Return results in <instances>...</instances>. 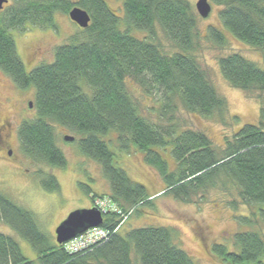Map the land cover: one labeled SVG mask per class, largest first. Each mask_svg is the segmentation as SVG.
Returning <instances> with one entry per match:
<instances>
[{
  "label": "trees",
  "instance_id": "obj_1",
  "mask_svg": "<svg viewBox=\"0 0 264 264\" xmlns=\"http://www.w3.org/2000/svg\"><path fill=\"white\" fill-rule=\"evenodd\" d=\"M208 1L218 8L223 31L209 29V40L222 45L227 33L258 51L264 63V0ZM73 8L89 15L88 28L57 47L52 63L26 71L11 34L33 27L53 31L56 14L68 15ZM133 31L144 36L134 37ZM158 31L171 53L164 50ZM197 40V14L188 0H124L122 18L104 0H11L0 11V71L18 89L34 91L36 118L19 126L20 150L32 163L64 169L66 158L56 144L55 129L73 133L79 153L99 166L109 194L80 187L92 203L107 199L115 209L103 215L104 240L68 252L39 230L32 214L0 194V222L36 256L25 258L12 237L0 234V264H193L170 228L145 227L124 235L120 229L160 196L191 203L218 185L235 187L239 203L249 210L240 223L251 227L264 222V69L238 53L218 59L229 86L259 102L260 121L244 125L225 138L222 148H215L203 132L177 117L184 111L223 126L229 119L238 121L229 116L226 101L195 59ZM129 82L146 96L158 95L159 108L151 109L158 114L156 121L142 117L128 92ZM131 147L158 171L165 184L162 192L149 195L118 167L112 149L128 152ZM166 150L176 165L170 172L159 153ZM38 177L44 191L59 192L54 176L39 172ZM232 249L215 245L212 252L225 264H264L259 232L235 234Z\"/></svg>",
  "mask_w": 264,
  "mask_h": 264
},
{
  "label": "rangeland",
  "instance_id": "obj_2",
  "mask_svg": "<svg viewBox=\"0 0 264 264\" xmlns=\"http://www.w3.org/2000/svg\"><path fill=\"white\" fill-rule=\"evenodd\" d=\"M68 1L76 2V0ZM188 1L194 8L198 0ZM104 2L117 16L123 17L124 0H104ZM7 4L10 5L11 0H8ZM54 21L56 27L53 31L33 27L32 30L26 28L22 32L12 33L19 51L25 54L27 50L33 51L34 47H38L39 50L44 49L40 63L50 64L53 62L57 47L66 44L70 38L81 36L82 29L72 23L68 15L58 13ZM211 28L223 32L218 18V8L212 4L208 18L201 19L197 15L198 40L193 55L217 94L226 101L229 116L237 117L238 121L229 119L228 125L223 126L215 120L190 115L184 111H180L177 117L185 126L203 132L213 147L222 148L225 138L234 135L244 125H258L260 104L257 100L248 98L242 91L229 86L220 74L218 59L238 53L261 69H264V63L263 56L258 51L238 42L227 33H224L222 45L213 43L208 38V30ZM131 34L137 38L144 36V33L137 31ZM158 35L164 50L171 53L172 48L159 31ZM127 87L130 96L138 104L142 117L152 122L156 121L158 114L151 109L159 108L158 95L155 93L146 96L132 82H129ZM29 103L32 104L31 108ZM35 118L33 89L24 91L18 89L0 71V127L4 126V123L9 125V128L0 132V194L32 214L39 230L55 242L54 230L69 213L90 209L93 206L90 197L86 195L80 184L89 187L93 194L97 195L109 194V187L101 176L99 166L79 153L78 137L59 127L55 129L56 144L66 158L65 168L51 169L43 164L32 163L20 150L17 130L21 123ZM64 137H72L74 141L65 142ZM107 139L114 141L115 137L110 136ZM9 150L12 152L11 156H8ZM112 150L116 155L118 167L125 171L130 180L144 186L149 195H156L164 190L162 177L156 169L145 162L143 153L133 147L128 152ZM159 153L167 163L168 171H173L176 165L169 150ZM39 172L54 176L60 186L59 192L44 191L38 177ZM193 199L191 203H183L171 196H160L154 199L152 208H142L139 215L130 217L121 227L120 233L124 235L129 231L145 227L170 228L174 230L176 245L188 254L193 264H225L212 252V247L222 245L232 251L234 235L237 233L256 231L264 237L263 221L251 227L239 222V217L248 216L250 212L239 203L236 188L232 185L227 189L220 185L215 186L203 197L198 194ZM101 200L108 202L107 199ZM233 202H237L236 209L231 207ZM109 208L115 210L111 203ZM0 234L12 237L18 243L25 258L33 260L36 257L28 243L1 222Z\"/></svg>",
  "mask_w": 264,
  "mask_h": 264
},
{
  "label": "water",
  "instance_id": "obj_3",
  "mask_svg": "<svg viewBox=\"0 0 264 264\" xmlns=\"http://www.w3.org/2000/svg\"><path fill=\"white\" fill-rule=\"evenodd\" d=\"M8 0H0V11L3 10L4 5ZM197 15L201 19H206L211 13V4L208 0H198L194 6ZM69 20L77 27L84 30L88 28L90 23L89 15L80 8H73L68 13ZM29 103V108H31ZM65 142H73L74 138L64 137ZM103 224V215L96 208L75 210L68 214L57 228L54 230L55 243L57 245H64L76 237L84 234L90 229L101 227Z\"/></svg>",
  "mask_w": 264,
  "mask_h": 264
},
{
  "label": "built area",
  "instance_id": "obj_4",
  "mask_svg": "<svg viewBox=\"0 0 264 264\" xmlns=\"http://www.w3.org/2000/svg\"><path fill=\"white\" fill-rule=\"evenodd\" d=\"M109 204L110 203L106 202V200L104 202L101 199H97L94 202V206L103 213L108 211H115L113 210V208H109ZM106 237L107 232H105L101 228L92 229L65 244L64 248L68 252H77L104 240Z\"/></svg>",
  "mask_w": 264,
  "mask_h": 264
},
{
  "label": "flooded vegetation",
  "instance_id": "obj_5",
  "mask_svg": "<svg viewBox=\"0 0 264 264\" xmlns=\"http://www.w3.org/2000/svg\"><path fill=\"white\" fill-rule=\"evenodd\" d=\"M31 30H32V28H31ZM16 50H17L18 56L20 57L22 63L24 64L26 71H31L43 59L42 56L44 54V49L41 50V48H40V50H39L38 47H34L33 51L27 50L25 52V54L24 53L22 54L19 51L18 46H16ZM6 128H9V125L4 123V126L0 127V132H2L3 130H6ZM5 143H6V140H5ZM5 145H6V147H9L8 144H5ZM7 153H8V156H11V154H12V152L10 150Z\"/></svg>",
  "mask_w": 264,
  "mask_h": 264
}]
</instances>
